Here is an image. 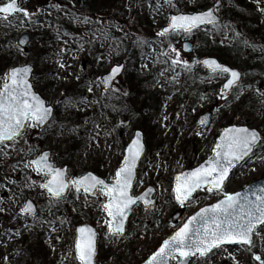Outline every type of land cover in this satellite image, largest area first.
Masks as SVG:
<instances>
[{
	"label": "rangeland",
	"instance_id": "obj_1",
	"mask_svg": "<svg viewBox=\"0 0 264 264\" xmlns=\"http://www.w3.org/2000/svg\"><path fill=\"white\" fill-rule=\"evenodd\" d=\"M74 2L76 0H73ZM181 0H176V7H169L167 0H151V11L149 14L155 31L154 42L149 43V54L143 60L145 69L152 68L159 60L162 49L159 45H164L170 57L175 58L177 53H173L171 48H175L179 53L180 59L195 65L201 57L213 56L215 48L212 45L199 42L203 38L202 34L184 35L179 34L170 41L160 42L159 29L163 23H167L169 15L178 12L181 8ZM213 0H183L187 6L183 11L192 13L199 8L200 3H209ZM256 6L263 19L254 26L262 27L260 34H264V0H249ZM7 0H0V5ZM136 2L139 0H124L120 6L124 14L130 13V17L123 23L132 25L136 23L138 12ZM229 1L226 8L219 11L224 17L230 13L232 5ZM21 6L26 8L33 16L47 17L51 20L58 19L59 13L55 9L45 11L44 6L38 4L35 0H23ZM76 6V3L73 7ZM162 6V7H158ZM44 11L46 13H44ZM203 11V10H202ZM80 13V12H79ZM35 18V17H34ZM78 21V22H77ZM75 27L78 32L76 37L70 36L65 40L59 41V54L50 64L52 67L48 72L46 64L37 68V53L39 45H31L30 52L25 55L17 46L19 37L24 33L40 32L42 23L34 19L28 20L22 14H16L8 20L7 29L1 34L4 37L2 46L6 48L4 60L12 62L13 67L31 64L37 68L34 85L39 93L55 106L56 99L63 88L68 87L77 80L88 79L90 85L93 81H98L107 73L117 58L120 57L113 48L105 49L103 46V56L99 61L90 67L91 41L92 37L101 36L107 38L111 31L108 20L101 21V26L96 27L88 21L84 26V18H77ZM94 25V26H93ZM130 27V28H131ZM100 30V31H99ZM158 36V37H157ZM185 40L191 41L197 52L187 57L180 51L181 43ZM78 41V42H77ZM7 42V45L4 44ZM99 42V41H98ZM260 44L259 40L257 42ZM89 45V46H88ZM253 46L249 44L247 50L242 53H235L233 58L238 64H243L244 60L252 56L255 59L253 65L261 62L264 70V61L260 57L264 53V43L262 46ZM251 51V52H250ZM88 61L86 70L82 68V61ZM104 62L107 65L104 66ZM63 63L65 67L61 68ZM252 65V67H254ZM244 76L243 82L235 92L227 99L221 98V87L226 80L225 76H206L201 86L194 85L192 88L186 85L182 89L168 95L164 101L163 109L157 115L149 117L148 122L135 120L129 126L127 142L133 138L134 131L138 126H142L147 138L148 151L143 159L138 171V181L143 183L135 184L134 194L139 195L147 187L152 186L156 189L154 196L156 207L148 212L144 211L143 206L130 217L127 227V234L123 238L110 239L105 235L106 228L102 224L101 202L104 197L99 199L80 194L76 199V193L72 190L65 199L58 204L49 205V197L41 194L42 190L38 187L28 188L27 184L32 180L37 183L43 182V177L36 175L30 169H25L21 165L16 167L19 161L35 158L41 149L38 143L34 141L39 137L36 129H29L24 140H21L16 146L23 148V151L10 149V155L0 154V264H79L76 259L75 229L82 224L93 225L100 234V251L98 253V264H141L148 259L172 233L179 230L186 221L202 208L217 203L224 198L222 192L207 193L201 190L190 201L189 205L183 207L174 196L173 180L174 177L187 170L197 167L202 162L213 155L212 148L217 142L218 136L224 127L230 125L248 126L257 129L264 136V72H253V68ZM137 72V71H136ZM132 75L131 71L127 76L121 77L115 84V88L121 92L126 88V81ZM193 77H198L196 70L192 73ZM78 77V78H77ZM200 79L202 77H199ZM2 83V81H0ZM166 82H160V88L165 89ZM91 97L98 98L102 91V85L95 84ZM119 91V92H120ZM205 112L213 114L211 127L203 133H200L202 125L200 118ZM105 126L98 129L99 136L96 133L92 136V141L86 140L84 133H73L66 138H54L51 143L43 146V149L57 148L62 149L56 154L54 160L56 163L67 161L69 157H74V163L70 167V176L79 177L89 172L100 171L95 174L108 182H113L115 172L121 165L123 154L119 155L114 149L112 140L108 137ZM50 130L45 131L42 141H48ZM27 141L25 144L24 141ZM39 151L29 152V147ZM17 162L16 165L12 163ZM120 163V164H119ZM64 166L63 163L60 164ZM264 178V145L249 161L235 170L233 177L224 189L226 192L234 193L241 190L248 183ZM15 181V183H13ZM27 200L34 201L39 206V216L33 219L24 216L21 208ZM181 213L177 224L171 222L175 213ZM64 220L65 223H60ZM52 222V226L49 225ZM53 227L55 231H53ZM264 240L255 236L254 246L251 249L246 247H221L215 250L208 257H194L191 264H259L255 260V255H260L264 259V249L262 245ZM173 260V263H176Z\"/></svg>",
	"mask_w": 264,
	"mask_h": 264
},
{
	"label": "snow or ice",
	"instance_id": "obj_2",
	"mask_svg": "<svg viewBox=\"0 0 264 264\" xmlns=\"http://www.w3.org/2000/svg\"><path fill=\"white\" fill-rule=\"evenodd\" d=\"M167 4L174 8L176 0H167ZM16 14H22L28 20H31L33 15L22 7L18 0H7L0 5V19L7 21L10 16ZM204 25L227 27L221 24L212 9L198 14L181 12L171 15L168 27L161 30L158 35L165 37L173 32L192 34ZM25 43H27L25 40L20 42L21 45ZM138 43L143 45L147 41ZM171 51L177 53L176 57L171 59V65H183L188 71L192 70L193 65L180 59L174 47ZM164 55L167 56L168 53L165 52ZM202 63L211 70L213 76L230 75L221 90V98L227 99L233 86L239 84L241 73L220 64L215 59H207ZM60 67L63 68L65 65L61 63ZM122 71L123 65L118 64L100 81H93L92 85L103 84L107 92L113 89V82ZM32 75L33 68L27 65L12 67L0 76L2 81L0 83V154L4 156L10 155V149L17 152L23 151V148L16 146L24 140L29 129H42L54 123L53 107L34 90ZM92 85L87 87L89 92L93 91ZM89 103L91 102L84 98L67 101L65 106L79 107L81 104ZM200 124L204 126V129L209 127L207 120L201 119ZM94 127L99 129L98 124ZM99 134L97 131L96 135L99 136ZM198 135H203V130ZM24 142L27 144L26 140ZM261 143H264V136L257 130L248 127L227 128L219 142L212 148L211 157L194 170L182 172L176 177L175 199L181 205L190 202L198 190H205L207 193L222 192L224 199L202 208L200 212L190 217L178 231L163 242L146 264H170L173 260L178 261V264H191L192 257L206 258L213 249L225 244H239L251 248L254 246V236L264 240V188L252 195L239 192L229 194L224 190L225 182L229 179L232 170L242 164L246 158H250L253 155V149ZM28 150L29 152L39 151L31 146ZM51 156L52 154L47 151H40L33 159L18 162L16 167L22 165L23 168L30 169L36 175L43 177L41 183L29 177L30 182L27 187L40 188L41 194L49 197V205L58 204L65 199L69 190L76 193V199H79L81 193L85 197L91 196L97 199L103 196L105 199L101 202V208L104 215L101 219L106 228L105 235L110 239L125 237L129 217L139 207L143 206L145 212L154 210L156 207V201L151 196L155 189L148 188L141 195L133 192L135 184L143 183L137 180L136 173L137 165L144 156L142 133H137L135 140L127 148L126 156L111 183L92 173L72 177L68 168L56 167ZM253 195L255 199L252 198ZM21 212L24 216H31L33 219L38 215L37 206L30 200L24 204ZM48 223L52 226L51 221ZM60 223L65 221L61 220ZM53 231H55L54 227ZM77 232L74 251L79 264H98L97 230L84 225L79 227ZM254 258L259 264H264V259L260 255H255Z\"/></svg>",
	"mask_w": 264,
	"mask_h": 264
},
{
	"label": "trees",
	"instance_id": "obj_3",
	"mask_svg": "<svg viewBox=\"0 0 264 264\" xmlns=\"http://www.w3.org/2000/svg\"><path fill=\"white\" fill-rule=\"evenodd\" d=\"M35 1L44 7L50 6L56 8L58 12H63L62 14L59 13L58 19L54 20L44 16H33L32 18L43 24L41 27L42 30L32 33V36L33 43L39 45L37 67L39 68L46 64L47 71L45 77H47L48 71L52 68L50 64L53 63L54 58L59 54V41L65 40L70 36L76 37L75 35L78 34L75 29L78 26L76 24L77 18H84L81 26H84L91 19L96 27L101 26L103 18L108 20L111 34L103 39L98 34L96 39L94 35L91 41V52L93 56L98 57L102 55L100 51L104 44L107 49L114 48L120 54V60L127 63L128 71H131L132 75L127 79L124 92L116 94L113 91L108 95L102 93L93 102L92 99L94 98L91 97L87 90L90 83L86 79L74 81L68 87L63 88L56 99L54 123L49 127V134L51 136L48 137V141H42V136L45 133H38L39 137L34 142L38 143L41 149H43V146H46L48 142L50 144L54 138H66L73 133H84L85 139L92 141V136L98 131L94 125L98 124L99 129L103 126L106 127V134L110 139L114 140L116 153L121 155L127 145L129 125L135 119L139 120L140 118H143L144 122H147L149 119L145 117L146 113L157 115L163 108L167 95L179 89L182 78L186 77L188 81L190 80L191 71L185 69L183 65H171L170 58L161 59L159 61L160 67L154 66L152 69L142 71L143 67H140V65L148 55V45L153 34L156 33L155 27L149 17L151 0H139L140 3H135L138 17L135 23L137 25L133 27H131L132 25L123 23L130 17L129 12L124 14L123 10L120 9V4L124 0H76L75 2L73 0ZM131 1L133 2V0ZM223 1L225 6L228 5L229 1L233 3L231 5L232 10L230 13L225 14L224 17L223 25H227V27H213L210 30L200 31L203 33V38L199 42L212 45L215 48V51L212 53L213 56L218 57L224 63L241 68L246 74L248 70L250 71L255 60L251 58V53L246 55L249 59L244 60L242 65L238 64L233 56L235 53H242L247 50L249 44L253 43L254 47L255 44L262 46V43H264V34H260L261 27L257 26L255 30L251 28V24H255V22L259 24L261 22V17L253 3L248 0ZM75 3L76 6L73 7ZM178 3L182 6L178 10L184 11L187 4L185 5L183 0ZM210 3H200L199 8L195 10L206 9L210 6ZM44 10L46 11L48 9L45 8ZM45 11L44 13H46ZM130 20L128 19V21ZM7 22L8 20L0 19V76L13 65L11 61L4 60L6 48L2 46L4 37L1 34L8 27ZM102 28L103 26H101ZM165 40L167 41V38ZM258 40L260 44L257 43ZM139 41H147V43L141 45L138 43ZM4 44L7 45V42ZM263 59L264 56H261V61ZM260 64L261 62H258V64L253 65V70L264 72ZM198 73L203 77L208 76L202 69H199ZM164 78L168 87L167 91L158 86V83L163 81ZM199 84L201 85L198 79L197 85ZM84 98L91 103L81 104L79 107L65 106L67 101L81 100ZM96 101L99 102L96 103ZM124 117L127 119L124 120ZM142 126H146V123L139 127L142 128ZM51 150L56 155L62 149L52 147ZM73 163V156L69 157L65 162L68 165H72Z\"/></svg>",
	"mask_w": 264,
	"mask_h": 264
},
{
	"label": "water",
	"instance_id": "obj_4",
	"mask_svg": "<svg viewBox=\"0 0 264 264\" xmlns=\"http://www.w3.org/2000/svg\"><path fill=\"white\" fill-rule=\"evenodd\" d=\"M222 5H223V2H222V0H218L216 3H215V5L211 8L215 13H216V11L219 9V8H221L222 7ZM199 12H197V13H192V14H198ZM216 15L218 16V18L220 19V21H221V23H222V18L216 13ZM210 26H212V25H204V26H202L201 28H203V27H210ZM22 40H25V41H27V43H25V44H20V42L22 41ZM30 43H31V37L28 35V34H25V35H22L20 38H19V41H18V45H19V47L21 48V49H23V51L25 52V53H28V51H29V45H30ZM182 51L184 52V53H186V54H192L193 53V51H194V47H193V45L191 44V43H189V42H186V43H184L183 44V46H182ZM207 59H215L216 61H218L220 64H222V65H224V66H227V67H229V68H232V67H230V66H228V65H226V64H223V63H221L218 59H216V58H211V57H208V58H205V59H203L202 61H201V65L204 67V68H206L207 70H209V71H211L207 66H205L202 62L204 61V60H207ZM121 65H123V71H124V68H125V65L124 64H121ZM27 66V65H26ZM83 66H84V68H85V66H86V61H84L83 62ZM115 67V66H114ZM113 67V68H114ZM32 68H33V66H32ZM112 68V69H113ZM233 70H235V71H238L239 73H241L238 69H234V68H232ZM123 71L116 77V79L117 78H119L121 75H122V73H123ZM111 72V71H110ZM33 73H34V68H33ZM108 75V74H107ZM107 75H105V76H107ZM228 75V74H227ZM104 76V77H105ZM229 76V78H230V75H228ZM228 78V79H229ZM31 79H33V75H32V77H31ZM115 79V80H116ZM242 79H243V74L241 73V77H240V82H239V84L241 83V81H242ZM227 82V81H226ZM226 82L224 83V85L226 84ZM224 85H223V87H224ZM235 86L236 85H234L233 86V89H232V91L234 90V88H235ZM223 89V88H222ZM35 90V89H34ZM104 90H105V86H104ZM111 90V89H110ZM110 90H108L107 92H109ZM36 91V90H35ZM232 91L229 93V95L232 93ZM39 94V93H38ZM40 95V94H39ZM43 98V97H42ZM47 102V101H46ZM53 116H54V107H53ZM212 118H213V115L211 114V113H206V114H204L203 115V117H202V119H204V120H207L208 121V124H209V126H210V124H211V122H212ZM47 126H45V128H46ZM230 127H246V126H235V125H233V126H229V127H226V128H224L223 130H222V132H221V134H220V136H219V138H218V142H219V139H220V137L223 135V133H224V131H225V129H227V128H230ZM45 128H42V129H39V130H44ZM209 128V127H208ZM207 128V129H208ZM249 128V127H248ZM207 129H204V126L202 127V129H201V131L203 130V132H205ZM250 129V128H249ZM253 130H255V129H253ZM258 131V130H257ZM137 133H142V137H143V143H144V156L146 155V153H147V146H146V143H145V136H144V133L142 132V131H136L135 132V135H134V138H133V140L130 142V144L127 146V148L132 144V142L135 140V137H136V134ZM217 142V143H218ZM260 144H258L254 149H253V153L255 152V149L259 146ZM127 148H126V150H127ZM126 150H125V156H126ZM47 152H49V153H51L50 151H47ZM124 156V157H125ZM144 156H142L141 157V159H140V161H139V163H138V165H137V169H136V173H137V177H138V169H139V166H140V164H141V162H142V160H143V158H144ZM248 158H246V160H247ZM245 160V161H246ZM244 161V162H245ZM205 162V161H204ZM203 162V163H204ZM243 162V163H244ZM54 163V162H53ZM202 163V164H203ZM55 164V163H54ZM200 166V165H199ZM198 166V167H199ZM239 166V165H238ZM237 166V167H238ZM65 168H68V167H65ZM197 168V167H196ZM195 168H193V169H190V170H186V171H184V172H189V171H192V170H194ZM235 169V168H234ZM233 169V170H234ZM233 170H232V172H231V174L229 175V179L225 182V186H226V184H227V182L231 179V177H232V174H233ZM90 173H92V172H90ZM92 174H94V173H92ZM181 174V173H180ZM180 174H178V175H180ZM178 175H176V177L178 176ZM176 177H175V181H174V188H175V183H176ZM135 186V185H134ZM148 188H153V187H148ZM147 188V189H148ZM261 188H264V179H260V180H257V181H254V182H252V183H249L248 185H246L245 187H244V189H242V190H240V191H237V192H235V193H243V194H245V195H252L253 193H258V190L259 189H261ZM133 189H134V187H133ZM147 189L143 192V193H145L146 191H147ZM154 189V188H153ZM199 191V190H198ZM197 191V192H198ZM196 192V193H197ZM143 193H141V194H143ZM155 193H156V190L151 194V196H152V198L154 197V195H155ZM195 193V194H196ZM235 193H233V194H235ZM140 194V195H141ZM194 194V195H195ZM252 198L253 199H255V196L253 195L252 196ZM224 199V198H223ZM222 199V200H223ZM221 201V200H220ZM218 203V202H217ZM189 204V202L188 203H186L185 205H183V206H187ZM214 205V204H213ZM209 206H211V205H209ZM209 206H207V207H209ZM200 212V211H199ZM37 213H38V209H37ZM198 213V212H197ZM196 213V214H197ZM195 214V215H196ZM194 216V215H193ZM181 217V213H176L173 217H172V222L173 223H177L178 222V220H179V218ZM130 218V217H129ZM85 225H88V226H91V227H93L92 225H89V224H85ZM81 226H84V225H81ZM81 226H79V227H81ZM79 227H77V229H76V239H77V236H78V232H77V230H78V228ZM94 228V227H93ZM98 233V232H97ZM126 233H127V231H126ZM174 234V233H173ZM172 234V235H173ZM126 235V234H125ZM171 235V236H172ZM170 236V237H171ZM169 237V238H170ZM168 238V239H169ZM253 239H254V237H253ZM167 240V239H166ZM162 246V245H161ZM223 246H241V245H239V244H225V245H223ZM246 247H248V246H246ZM249 248V247H248ZM98 250H99V233H98V237H97V254H98ZM215 249H213V251H214ZM212 251V252H213ZM211 252V253H212ZM211 253H209V255L211 254ZM151 257V256H150ZM149 257V258H150ZM148 258V259H149ZM147 259V260H148ZM146 260V261H147ZM192 260H193V258H191V262H192ZM146 261L143 263V264H146ZM170 264H172V261L170 262ZM176 264H178V262L176 263Z\"/></svg>",
	"mask_w": 264,
	"mask_h": 264
},
{
	"label": "bare ground",
	"instance_id": "obj_5",
	"mask_svg": "<svg viewBox=\"0 0 264 264\" xmlns=\"http://www.w3.org/2000/svg\"><path fill=\"white\" fill-rule=\"evenodd\" d=\"M261 238V237H260ZM262 248L264 249V243H263V245H262Z\"/></svg>",
	"mask_w": 264,
	"mask_h": 264
}]
</instances>
